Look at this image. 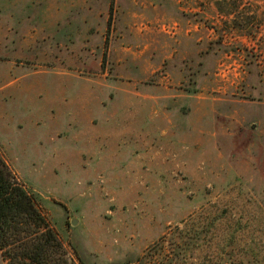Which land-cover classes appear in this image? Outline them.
<instances>
[{"label":"rangeland","instance_id":"1","mask_svg":"<svg viewBox=\"0 0 264 264\" xmlns=\"http://www.w3.org/2000/svg\"><path fill=\"white\" fill-rule=\"evenodd\" d=\"M0 154L77 264H264V0H0Z\"/></svg>","mask_w":264,"mask_h":264},{"label":"trees","instance_id":"2","mask_svg":"<svg viewBox=\"0 0 264 264\" xmlns=\"http://www.w3.org/2000/svg\"><path fill=\"white\" fill-rule=\"evenodd\" d=\"M0 256L7 264H77L1 154Z\"/></svg>","mask_w":264,"mask_h":264},{"label":"water","instance_id":"3","mask_svg":"<svg viewBox=\"0 0 264 264\" xmlns=\"http://www.w3.org/2000/svg\"><path fill=\"white\" fill-rule=\"evenodd\" d=\"M72 224L75 225V224H76V221L74 220V221L72 222Z\"/></svg>","mask_w":264,"mask_h":264}]
</instances>
